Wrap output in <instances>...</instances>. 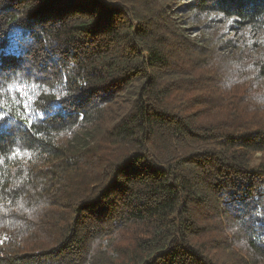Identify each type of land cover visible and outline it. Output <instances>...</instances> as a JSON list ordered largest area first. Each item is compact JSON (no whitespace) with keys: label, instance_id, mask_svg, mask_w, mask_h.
Segmentation results:
<instances>
[{"label":"trees","instance_id":"1","mask_svg":"<svg viewBox=\"0 0 264 264\" xmlns=\"http://www.w3.org/2000/svg\"><path fill=\"white\" fill-rule=\"evenodd\" d=\"M223 22L264 0H0V264H264V36Z\"/></svg>","mask_w":264,"mask_h":264},{"label":"rangeland","instance_id":"2","mask_svg":"<svg viewBox=\"0 0 264 264\" xmlns=\"http://www.w3.org/2000/svg\"><path fill=\"white\" fill-rule=\"evenodd\" d=\"M186 28L189 29V35L191 39L198 43L201 38L205 39L207 43H213L217 41L215 39L216 33L210 32L209 30H199L198 24H188L186 25ZM215 31H217L218 35L222 36V38H219V40L225 38L238 43L240 45L239 51L247 50L250 46L254 48V45L256 44L255 42L264 36V30H262L261 33H257L252 31L249 27L236 26V28H234L231 27V25L228 26L226 22L219 23L216 26ZM227 51L228 50L226 49L225 52Z\"/></svg>","mask_w":264,"mask_h":264}]
</instances>
